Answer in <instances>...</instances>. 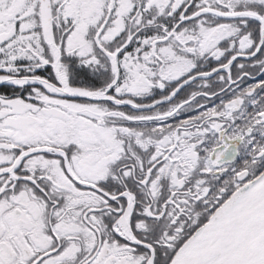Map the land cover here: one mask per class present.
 Here are the masks:
<instances>
[{
  "label": "snow or ice",
  "instance_id": "1",
  "mask_svg": "<svg viewBox=\"0 0 264 264\" xmlns=\"http://www.w3.org/2000/svg\"><path fill=\"white\" fill-rule=\"evenodd\" d=\"M0 264H264V0H0Z\"/></svg>",
  "mask_w": 264,
  "mask_h": 264
}]
</instances>
